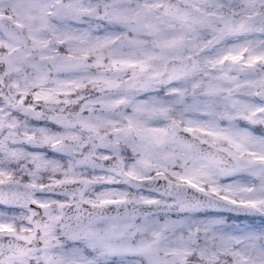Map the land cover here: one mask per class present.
<instances>
[{"label":"snow or ice","instance_id":"snow-or-ice-1","mask_svg":"<svg viewBox=\"0 0 264 264\" xmlns=\"http://www.w3.org/2000/svg\"><path fill=\"white\" fill-rule=\"evenodd\" d=\"M0 264H264V0H0Z\"/></svg>","mask_w":264,"mask_h":264}]
</instances>
